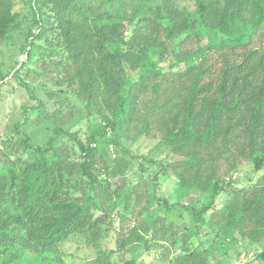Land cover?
<instances>
[{
	"label": "trees",
	"instance_id": "obj_1",
	"mask_svg": "<svg viewBox=\"0 0 264 264\" xmlns=\"http://www.w3.org/2000/svg\"><path fill=\"white\" fill-rule=\"evenodd\" d=\"M23 3L27 12L0 0V41L25 30L26 59L12 77L21 80L25 64L44 55L50 79L70 88L96 121L84 139L71 135L72 147L57 143L67 133L59 126L34 145L20 130L24 108L14 126L20 137L0 147V264H64L60 246L69 236L97 247L107 222L123 232L132 197L143 196L146 165L156 179H176V198L148 190L141 222L120 241L135 253L120 264H220L211 257L240 240L264 242V174L239 188L225 177L242 161L264 169V0H193L192 8L178 0ZM170 43L173 62L164 71ZM55 95L36 99L29 110L37 120L56 118L57 109L45 110ZM143 138L153 140L146 154L129 153L126 144ZM129 172L135 186L126 185ZM224 191L227 202L214 207ZM192 193L195 200L183 202ZM116 198L123 207L108 221L103 201ZM184 215L189 224L179 235L169 217ZM96 253L90 264H104L105 252Z\"/></svg>",
	"mask_w": 264,
	"mask_h": 264
},
{
	"label": "rangeland",
	"instance_id": "obj_2",
	"mask_svg": "<svg viewBox=\"0 0 264 264\" xmlns=\"http://www.w3.org/2000/svg\"><path fill=\"white\" fill-rule=\"evenodd\" d=\"M180 4L186 5L189 8L193 7V0H178ZM23 3V0H14V8L16 10H21V12H27V7ZM25 30L14 31L9 37L0 41V77L1 75L8 74L6 77L0 80V147L4 149L3 140H6L8 136L18 139L20 136L15 132V124L22 120L24 114V108L27 109L26 115H28V123L20 127L28 136L30 143L34 145H43L48 139L49 135L52 134V128L59 126L61 130L66 134H60L57 136L58 144H67L69 147L74 146V140L71 135L80 137L84 139L88 133L89 127L92 123L96 121V117L91 114L85 107L82 101H80L70 90L60 83L54 84L51 80L50 75H55V72L47 71V68H51L52 60H48L45 57V62L42 61L43 57L40 55L38 60L30 61L25 64V69L19 74V78L12 77L13 72L17 68H21V63L26 59L25 51L22 50L23 44H25L24 37ZM169 53L165 57L164 61L160 65L164 68V71L169 69L170 64L173 62V50L175 46L169 44ZM24 64V63H23ZM182 67V65H179ZM179 67H174L173 70H178ZM14 69V70H13ZM23 81L24 83H22ZM56 93L51 100L46 101L45 110L48 113L53 112L57 109L58 115L54 120L47 119V117H42L37 120V112L30 111L32 105L37 103V98L44 99L46 91ZM62 90V92H60ZM58 99V104L55 106L52 100ZM152 139L143 138L136 145H129L128 152L132 155L146 154V152L152 146ZM1 149V150H2ZM146 170L141 175V180H145L146 187L140 186L139 189L143 196L137 198L136 201L133 199L129 206L133 207L135 204L134 211L129 214L127 220L124 222L123 232L117 231L112 223L104 226L101 229V240L99 242L98 248L105 252L102 255L101 261L104 264H120L128 259H130L135 252H133V247L125 246L120 248V241L124 237V231L132 228L135 221H140L143 218L142 215H136V213L141 210L143 206H149L146 202L151 191L155 190V195L159 197L166 198L168 202H173L176 198L174 192L176 179L173 176L161 173L156 179V168H149L146 165ZM133 172L138 173V169L135 167ZM264 174V169L256 171L252 163L248 161H242L235 168L232 167L225 177L231 176L233 186L235 187H250L253 185L261 175ZM137 176H140L138 173ZM126 185L131 187L135 186L136 178L132 177V172L127 175ZM132 181L131 183H129ZM153 193V192H152ZM150 197V195H149ZM196 198V193L188 194L183 197V202L190 203ZM228 200L227 191L222 192L216 199L214 207L219 208L225 204ZM100 201V200H99ZM104 206L108 212V221H116L117 211H121L122 203L116 198L111 200L103 201ZM147 208L145 209V211ZM162 216H166L164 212H160ZM206 217L208 214L205 215ZM174 222V227L177 228V234L180 235L183 229L189 224L188 218L184 217L176 218L174 216L169 217ZM111 221V220H110ZM141 222V221H140ZM206 229L207 225H203ZM206 240V245L210 237L204 238ZM241 246L231 248L227 254L218 255L216 253L211 257V262L219 261L220 264H264V258H254L260 256L258 252H254L255 247L264 246V242L258 243H248L246 240H240ZM87 245L85 239L81 235L69 236L65 241L62 242L60 249L64 252L66 258L64 264H90V261L97 256V248ZM96 248V249H95ZM143 261L146 264H152L149 262L148 258ZM163 260V259H162ZM163 261H156V264H161Z\"/></svg>",
	"mask_w": 264,
	"mask_h": 264
},
{
	"label": "built area",
	"instance_id": "obj_3",
	"mask_svg": "<svg viewBox=\"0 0 264 264\" xmlns=\"http://www.w3.org/2000/svg\"><path fill=\"white\" fill-rule=\"evenodd\" d=\"M253 251L254 252H258V253H261V252H263L264 251V246H258V247H255L254 249H253Z\"/></svg>",
	"mask_w": 264,
	"mask_h": 264
}]
</instances>
